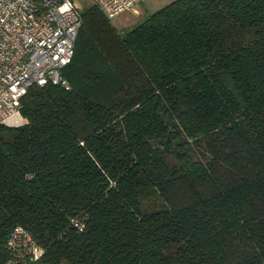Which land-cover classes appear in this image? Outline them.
I'll use <instances>...</instances> for the list:
<instances>
[{
    "label": "trees",
    "instance_id": "16d2710c",
    "mask_svg": "<svg viewBox=\"0 0 264 264\" xmlns=\"http://www.w3.org/2000/svg\"><path fill=\"white\" fill-rule=\"evenodd\" d=\"M80 12L69 89L0 124V264L17 225L27 264H264V0Z\"/></svg>",
    "mask_w": 264,
    "mask_h": 264
},
{
    "label": "built area",
    "instance_id": "2783aa9c",
    "mask_svg": "<svg viewBox=\"0 0 264 264\" xmlns=\"http://www.w3.org/2000/svg\"><path fill=\"white\" fill-rule=\"evenodd\" d=\"M92 1L112 19L138 0ZM80 10L76 0H0V124L24 123L21 100L30 86L50 82L69 89L62 70L73 56ZM7 249L3 264H27L43 253L20 225L10 231Z\"/></svg>",
    "mask_w": 264,
    "mask_h": 264
},
{
    "label": "rangeland",
    "instance_id": "374dc122",
    "mask_svg": "<svg viewBox=\"0 0 264 264\" xmlns=\"http://www.w3.org/2000/svg\"><path fill=\"white\" fill-rule=\"evenodd\" d=\"M82 9L93 3L92 0H76ZM172 0H138L130 9L123 11L110 20L118 31H126L140 23L148 14L166 5Z\"/></svg>",
    "mask_w": 264,
    "mask_h": 264
}]
</instances>
